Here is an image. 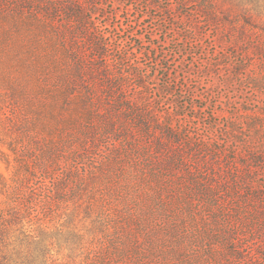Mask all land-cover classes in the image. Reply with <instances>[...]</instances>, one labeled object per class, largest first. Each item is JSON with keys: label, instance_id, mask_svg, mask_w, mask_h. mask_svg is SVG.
<instances>
[{"label": "rangeland", "instance_id": "obj_1", "mask_svg": "<svg viewBox=\"0 0 264 264\" xmlns=\"http://www.w3.org/2000/svg\"><path fill=\"white\" fill-rule=\"evenodd\" d=\"M60 1L8 0L0 12V118L43 148L70 144L85 154L79 164L70 154L83 180L80 196L66 203L85 247L118 264H138L141 255L148 264H264V24L223 19V0H76L88 24L110 36L101 54ZM167 84L170 93L161 90ZM141 95L174 115L182 172L156 170L158 156L139 161L126 145L112 156L116 140L104 135L102 118L119 98ZM176 102L184 106L178 116ZM2 174L9 170L0 152ZM118 221L127 224L110 249L100 230Z\"/></svg>", "mask_w": 264, "mask_h": 264}, {"label": "trees", "instance_id": "obj_2", "mask_svg": "<svg viewBox=\"0 0 264 264\" xmlns=\"http://www.w3.org/2000/svg\"><path fill=\"white\" fill-rule=\"evenodd\" d=\"M27 1L18 0L24 6ZM75 1H60L58 5L64 9L70 20L75 18L81 28L90 32L87 41L92 50L101 54L106 53L105 48L109 46L110 36L104 33V37H101L96 28L88 24L86 16ZM224 2L229 5L220 12L223 19L228 20L237 15L245 19L246 25L252 21H256L260 27L264 24V0H223ZM7 3L8 0H0V12ZM33 3L36 6L44 2L33 0ZM200 10L211 21L218 22L220 16L211 8L203 7ZM219 21L224 23L221 18ZM256 24L253 26L256 27ZM133 48L136 49V53H143L137 41L133 43ZM262 48L263 45L260 46L261 50ZM130 74L132 75V72ZM122 76L125 77V74ZM135 76L138 78V86L145 88L143 76L139 73ZM105 86L111 93H116V83L109 76ZM161 90L169 91L168 84L162 86ZM116 104L110 116L102 118L107 126L104 135L112 136L116 140L117 148L112 150V156L122 157L119 148L126 145L137 152L133 157L139 161L144 157L153 160L158 156L156 170L160 168L171 174L177 170L182 172L185 157L182 150L177 149L180 137L175 134L177 125L174 123V115L159 114L154 105H147V98L143 95L119 98ZM176 107L175 115L178 116L182 113L177 102ZM181 109L184 111V106ZM118 119L125 121L126 124L116 127ZM5 125L6 122L0 118L1 159L9 170L8 175L2 174L0 177V264H60L56 262L58 255L68 258L69 264H118L119 262L112 260L106 251L101 252L93 244L85 247V232L72 226L77 211L68 212L69 207L66 203L72 200V196L74 198L80 196L82 188L78 186L82 185L83 179H78V176L83 174L80 166L69 165L72 160L70 154L75 155L76 159L73 161H77L76 164L85 159V154L73 150L70 144L43 148L37 137L27 138L17 132L12 134ZM64 146L73 152H66ZM111 165L112 163L108 165L106 162L104 169L110 170ZM185 172L190 180L202 188L192 170ZM205 191L211 193L209 188ZM124 224L127 223L118 221L107 226L103 222L105 227L100 232L109 234L105 236L107 242L105 245L108 244L110 249L117 244V233L119 234L120 227ZM172 230L175 231L171 227ZM169 233L172 236V232ZM146 261L141 255L138 264H148Z\"/></svg>", "mask_w": 264, "mask_h": 264}]
</instances>
